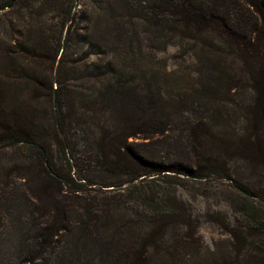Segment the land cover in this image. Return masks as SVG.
Returning a JSON list of instances; mask_svg holds the SVG:
<instances>
[{"label":"trees","instance_id":"16d2710c","mask_svg":"<svg viewBox=\"0 0 264 264\" xmlns=\"http://www.w3.org/2000/svg\"><path fill=\"white\" fill-rule=\"evenodd\" d=\"M11 1L0 0V11H17L20 18L28 10L39 17L31 15L23 24L28 43L17 37L4 54H22L30 65L40 57L39 45L46 44L57 75L58 102L48 111L36 109L38 96L32 88L26 89L23 112L19 106L10 115L0 110V143L23 152L19 162L0 157V264H193L191 257L198 253L193 244L199 238L197 229L186 223L191 215L185 217L182 199L173 190L153 180L155 175L230 179L228 160L235 156L264 168V0ZM44 13L51 17L42 21ZM124 17L128 20L123 22ZM132 20L142 28H128ZM49 22L59 28L56 40L55 31L48 40L44 28ZM141 29L153 39L154 49L179 46L193 55L199 69L193 98L208 104L224 89L243 82L250 88L246 114L235 115L242 122L238 136L221 134L218 123L205 117L190 118L185 113L188 101L181 94L173 97L162 72L118 70L120 51L139 56L141 47L135 49L133 42L140 43ZM90 36L111 44V59L93 71H77L69 50L89 43ZM228 52L237 61L235 67ZM22 68L18 77L23 84L40 83L35 71ZM230 70L236 71L232 77ZM45 79L51 96L52 74ZM82 79L86 84L76 85ZM9 93L0 97L2 103L21 101L18 91L10 98ZM216 102L207 112L219 114ZM174 124L180 134L170 146L174 152L164 160L153 149L152 138ZM44 130L51 134L45 136ZM137 136L140 141H129ZM80 139L90 167L104 180L98 187L70 174L69 151ZM243 178L234 184L261 199L264 180L257 184ZM130 180L136 182L110 188ZM235 222L227 223L232 225L229 250L218 244L206 247L215 251L213 264L255 262L256 247L249 237L264 234V221L252 205L240 208Z\"/></svg>","mask_w":264,"mask_h":264},{"label":"rangeland","instance_id":"374dc122","mask_svg":"<svg viewBox=\"0 0 264 264\" xmlns=\"http://www.w3.org/2000/svg\"><path fill=\"white\" fill-rule=\"evenodd\" d=\"M128 1L133 2L134 0ZM76 8L82 10L79 6ZM17 13V11H0V97L2 98L6 92H10L8 94L9 98L13 92L18 91V93L21 94V101L18 103L14 101L9 102V99L3 103L0 101V110L4 115H10L9 113L12 109H17V106L21 108L22 112L26 109V89L31 90L33 88L34 90L35 88L34 91L38 96V100L34 105L36 109L40 108L41 110L48 111L50 104H53V107H56L58 102V96L55 89V78L57 75L54 69L51 71L50 67L53 61L51 55H47L49 50L45 47L46 44L45 46L39 45L38 51L40 57L36 60L37 62H32L30 65L22 54L17 56L19 57L22 66L18 62L17 57L14 58V56L4 54V51L9 50L10 46H13V39H16L17 37L23 39L24 43H28L26 41L27 34L24 31L23 24L29 21L31 15L32 17H37V20L39 17V14L36 12H33L32 14V12H29L28 10L22 12L20 18L17 17ZM132 13H136V11L133 10ZM48 17H51V14L44 13L41 20L45 21ZM126 20H128L126 17L122 19L123 22ZM135 21L136 20H132L131 23H129L128 28L132 27L131 29L135 30L142 28L134 26L132 22L135 23ZM54 25L55 24L49 22L44 28L45 32H47L49 41L54 31L57 32L54 36L55 40L58 38L59 28H57L56 31ZM83 25L84 24H77L76 27H82ZM18 31L21 32L19 33ZM88 31L90 34V29ZM142 31L143 29H141L142 39L140 43L138 41L133 42V47L135 49L141 47L140 52H138L139 56H136L137 58L132 57L126 52L124 53V51H120L116 59L115 57H112L118 65V70L128 71L135 74H141L142 72L152 73L153 71L162 72L164 78L169 80V89H171L173 97L181 94L182 98H186L188 101L185 113L190 118L205 117V119H208V121L212 123H218L216 126L219 128L221 134H230L233 136L236 134V136H238L239 131L242 129V122L240 120L238 123L236 120L238 115L243 117V113L246 114L248 110V108H244V106L248 105L250 102V88L243 82V85L240 87L232 88L229 91L224 89L208 104L200 98H193L191 96L192 88L195 85L199 73L193 55L191 53H183L179 46H168L163 50L154 49L153 45L156 44L153 43V39L146 34H142ZM23 32H25L24 36ZM71 33L73 34V30ZM90 37H88L90 41L89 43H83L77 47H72V49L69 50L73 52L69 61H72L71 65L78 67L79 70L77 71H93L95 65H104L108 59H111V53L108 49L111 44L103 39L93 37H91V39ZM70 43L72 44L73 40ZM18 48H20V46H18ZM60 54L61 51H59L56 61L59 60ZM232 56L233 54L228 52L229 63L231 61L232 65L235 67L237 61L234 60ZM47 57H50V60H48ZM56 61L54 63L55 66ZM22 67H29L30 71H35L37 80L39 79L40 83L32 84V86L23 84L20 81L21 78L18 77L20 76V71L24 70ZM235 72L230 70L228 71V75L232 77ZM51 74L55 90L53 91V95L50 96L48 90H46L47 84L45 77L50 76ZM83 81L84 79L78 81L76 85H81L80 83H82V86H84L86 82ZM66 83V85H68V81ZM69 83L73 85L75 84L72 80ZM66 88L68 89L70 87L68 86ZM220 90L222 89L220 88ZM54 92L56 93L55 105ZM215 101L217 102L214 103V110L219 114L207 112V108ZM62 107L65 113L69 112V107L67 108L64 105ZM183 133H185L184 135L188 134L187 132ZM43 134L47 136L50 135L51 132L44 130ZM179 134L180 128L178 125L174 124L171 128H168L163 135L155 134L153 136V149H156V152L158 151L162 159L166 160L165 157L174 152V149L170 146L171 144L174 145L173 139ZM50 137L51 136L48 138ZM140 140L139 136L129 138V141L137 142ZM148 140L149 139H146L145 141ZM7 145V143H0V157L3 159L15 158L17 162H19V160L22 161V150H15L14 147H9ZM84 149L82 139H80L75 150L72 151V153L69 151L68 158L71 165L70 174L76 178L78 175H81L83 177L82 181L96 183L98 187L104 180H102L101 173L94 172V169L90 167L91 165L87 160V154ZM228 169H230V179L220 177L219 175H213L207 179L203 178L198 180L182 175L179 176L183 178L170 179L162 177V179H160L161 175H155L156 178L153 180L154 185H163L173 190L175 194L182 199L181 201L183 204L180 206L185 210L183 212L185 217L187 214L191 215V218L186 217V223L189 221L191 225L197 229L198 233L196 237L199 238V240L195 241V244H193V246L195 245L198 249V253H194L195 255H192L191 257L193 264H213L215 262L214 258L216 257L214 256L215 254H213L215 251L208 250L206 247L218 244L220 249L225 251L230 249L229 227L236 225L235 219H237V211L240 208L246 209L248 206L253 205L258 217L264 221V196L261 199L251 198L241 193L233 182L234 179L243 176L245 181L259 184L261 180H264L263 165L259 162L256 163L253 161L248 163L247 160L235 156L228 160ZM134 182H136V180H130L123 184L111 186L110 188L115 187L118 189L128 184H133ZM229 220L232 224L230 226L227 224ZM249 238L252 242L251 244H253L251 246L256 247L255 258L252 259L255 261L253 264H260V262L264 263V234H253ZM217 254L223 255L224 252ZM247 255L248 252L246 253V256Z\"/></svg>","mask_w":264,"mask_h":264},{"label":"water","instance_id":"95a60500","mask_svg":"<svg viewBox=\"0 0 264 264\" xmlns=\"http://www.w3.org/2000/svg\"><path fill=\"white\" fill-rule=\"evenodd\" d=\"M16 0H12L11 1V4H13L14 2H15ZM56 104V93L54 92V105ZM241 193H243V194H245V195H247V196H249V197H253V195L252 194H250V193H248L246 190H244V189H242V188H240V187H238L237 188Z\"/></svg>","mask_w":264,"mask_h":264}]
</instances>
